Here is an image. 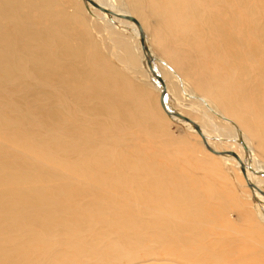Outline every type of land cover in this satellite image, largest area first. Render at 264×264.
I'll return each instance as SVG.
<instances>
[{"label": "bare ground", "instance_id": "obj_1", "mask_svg": "<svg viewBox=\"0 0 264 264\" xmlns=\"http://www.w3.org/2000/svg\"><path fill=\"white\" fill-rule=\"evenodd\" d=\"M163 245L264 264V0H0V264Z\"/></svg>", "mask_w": 264, "mask_h": 264}, {"label": "rangeland", "instance_id": "obj_2", "mask_svg": "<svg viewBox=\"0 0 264 264\" xmlns=\"http://www.w3.org/2000/svg\"><path fill=\"white\" fill-rule=\"evenodd\" d=\"M154 23H156L155 21L152 22V25H155ZM112 50V49H111ZM124 48L122 47V45L118 46V53L121 56V60L126 62V57H125V52H124ZM198 114V113H197ZM199 115V114H198ZM172 131L176 132V133H181L180 130H178L177 128H175L174 126H171ZM138 146L144 153H151V152H156L157 149L155 148V146L149 144V143H142L139 140H130L127 143V146ZM161 152V150H159V153ZM221 189H223L224 191H229L228 190V184L226 186L221 185L220 186ZM230 188V186H229ZM235 194L234 193V188L230 189L229 194ZM211 201V200H210ZM215 204L219 203L220 201H214ZM243 211L239 210L238 208H233V210L231 211V213L229 214V218L234 222V224L239 225V227H241L242 225H244L243 222ZM150 241H153L155 243V239L154 237L151 235L149 238ZM114 244V240L113 238L107 236L104 237V239H99V240H91L90 242V247L92 249L95 248V250H102L103 247L108 246L110 244ZM153 245V243H150L149 246L151 247ZM120 256V258H119ZM118 256V264H176V263H181V264H187V262L184 259L179 258L171 249L170 246L168 245H163L162 247L156 248V249H150L148 247V249L142 248L139 249L137 252L132 253V254H121Z\"/></svg>", "mask_w": 264, "mask_h": 264}, {"label": "water", "instance_id": "obj_3", "mask_svg": "<svg viewBox=\"0 0 264 264\" xmlns=\"http://www.w3.org/2000/svg\"><path fill=\"white\" fill-rule=\"evenodd\" d=\"M131 19L134 20V21H136L135 18H133V17Z\"/></svg>", "mask_w": 264, "mask_h": 264}]
</instances>
